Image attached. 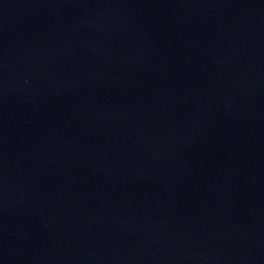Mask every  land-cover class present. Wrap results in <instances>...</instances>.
Instances as JSON below:
<instances>
[{"label": "water", "instance_id": "obj_1", "mask_svg": "<svg viewBox=\"0 0 264 264\" xmlns=\"http://www.w3.org/2000/svg\"><path fill=\"white\" fill-rule=\"evenodd\" d=\"M0 264H264V0H0Z\"/></svg>", "mask_w": 264, "mask_h": 264}]
</instances>
